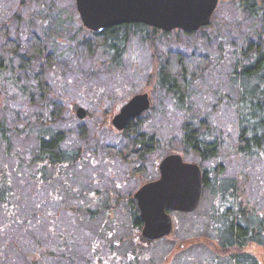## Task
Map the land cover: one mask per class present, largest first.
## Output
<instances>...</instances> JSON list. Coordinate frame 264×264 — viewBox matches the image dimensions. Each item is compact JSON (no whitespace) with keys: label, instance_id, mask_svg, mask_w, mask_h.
I'll use <instances>...</instances> for the list:
<instances>
[{"label":"rangeland","instance_id":"obj_1","mask_svg":"<svg viewBox=\"0 0 264 264\" xmlns=\"http://www.w3.org/2000/svg\"><path fill=\"white\" fill-rule=\"evenodd\" d=\"M18 1L0 0V5L4 6L0 12L1 18L10 20L16 11H20L23 29L37 31L39 27H64L63 31L49 29L48 34L49 38L60 36L62 43H66L68 36L74 35L77 39L84 34L81 27H86L81 20L76 0H28V4L21 7ZM255 22L256 19L248 13L236 9L234 0H220L211 23L205 26L201 33L198 30L197 34L192 35L178 29L167 34L157 33V46L144 39L154 33L151 29L132 35L121 59V67L115 64L112 66L109 62L112 52L108 45V48L105 45L97 46L96 53L92 55L86 47L74 50L61 47L59 62L56 61L54 69L51 70L56 71L57 77L50 75L51 80L48 82L53 93L56 92L60 96L64 94L65 105L53 124L68 133L66 146L70 152L85 147V150L94 156V161L88 158L79 168L77 164L80 162H76L75 166L67 167L73 168L74 174L71 178H68L67 174L70 170H65L62 173L65 172L67 176L65 174L54 179L52 187H58V198L49 205L55 207L56 224H52L43 216L35 218L31 215L29 218L28 215L32 211L28 208L22 209L16 204L13 210L17 219L8 218L7 213V223L3 226L5 210L0 204V260L3 254L9 253L15 258L16 264H23L25 253L38 251L37 246L32 243L36 238L38 246L47 249L55 247V253L65 256H62V261L52 264H94L91 244L96 245L99 254L107 253L98 264H117L121 260L124 264H160L167 255H171L170 259L173 258L170 264H229L227 257L217 258L216 251L208 241L217 235L214 222L217 221L218 202L224 200L223 191L229 182L236 179V172H240L236 169L243 163L247 165L246 162H240L241 158L233 155L234 144L231 139L232 142L222 147L217 159L202 164L203 168H208L211 182L209 187L204 188L199 207L191 213L172 212L174 229L170 238L144 245L145 239L141 229L134 225V215L126 199L130 194L133 197L145 183L159 178V163L168 148L177 147L179 138L174 126L166 125L165 107L168 100L166 91L157 85L156 72L159 64L155 53L157 56L161 53L165 57L177 50L207 54L208 50H216L222 43L226 45L232 41L236 42L235 38L238 39L240 34L253 27ZM17 23V19L10 22L14 35ZM67 31L70 33L67 34ZM105 59L109 61H104ZM208 75L225 77L223 72L217 71H210ZM145 92L149 93L152 100L150 113L146 112L144 115L146 128L156 131L160 137L159 145L148 159L127 162L119 154H108L110 147L118 145L122 137V130L113 125L112 118L135 94ZM75 102L86 108L85 118L80 119L77 116ZM1 109L3 111V106ZM1 109L0 117H3L5 113L3 114ZM160 109H163L161 111L164 113H160ZM177 120L179 121V118ZM13 124V127H16L15 131H12L14 150L13 154L6 155L4 150L0 149V176L7 174L9 188L12 186L20 193L22 187H25L26 183L28 185V181L23 178L22 183V178L15 171L16 164L19 158L29 155L36 145V140L34 135H20L22 122ZM174 152L180 153L178 150H172L170 153ZM196 162L199 161L196 159ZM248 163L255 165L249 161ZM139 167L142 171L136 170ZM219 169L223 171L220 172ZM243 173H248L253 180L261 181L257 185L255 182H249L250 185L246 184V189L254 210L256 213L260 211L263 218L264 158L259 167L249 168V171L244 169ZM254 173L257 177L253 176ZM69 182L71 185L66 184ZM25 188H28L29 206L34 205L33 197L29 193L30 186ZM46 192L47 190L42 191V196H45ZM68 209H73L74 212L71 213ZM74 213H79L82 217V224H79V221L72 222L74 220H71V215ZM27 219L30 221L27 222ZM67 234L71 236L72 249L69 250L64 244L56 248V244L62 243L59 236L65 237ZM173 237L178 241H171ZM199 237L203 240L198 243L192 241ZM180 242L188 243L187 246L190 243L193 245L179 250ZM174 247L177 248L173 251ZM250 249L258 257L260 264H264V248L251 243ZM40 251L41 248L38 252ZM111 255L114 257H110ZM132 255L139 256L138 260ZM54 259L55 257L50 261L53 262Z\"/></svg>","mask_w":264,"mask_h":264},{"label":"trees","instance_id":"obj_2","mask_svg":"<svg viewBox=\"0 0 264 264\" xmlns=\"http://www.w3.org/2000/svg\"><path fill=\"white\" fill-rule=\"evenodd\" d=\"M18 3L21 7L28 4V0H19ZM234 4L239 12L248 13L256 19V25L244 30L238 39L235 38L236 42L226 45L222 43L216 50H208L207 54L177 50L165 57L161 53L158 56L155 53L159 64L156 78L158 87L163 88L167 95L166 125L174 126L179 135L177 147L168 148L164 156L172 150H178L186 160L196 162L197 159V163L202 166L207 161L217 159L222 147L233 141V155L241 158L240 162H246L247 165L240 164V168L236 169L240 170L235 174L236 179L229 182L223 191L224 200L218 202L217 221L214 222L217 235L208 242L216 251L217 258L227 257L229 264H260L258 257L250 249V244L264 248V217L262 218L260 211L256 213L254 210L247 197L246 184L255 182L257 185L261 181L253 180L248 173L243 172L244 169L249 171V168L259 167L264 158V0H234ZM2 9L4 6L0 5V12ZM49 13L52 14L51 11ZM20 14V11H16L10 20L0 16V109L3 106L1 111L5 113L0 117V149L6 155L13 154L12 131L16 129L13 127L15 122L23 124L20 135L35 136L36 145L28 156L18 159L15 168L22 183L23 178L27 179L26 186H30L29 193L34 205L29 206L26 186L19 193L11 185L9 188L7 174L0 176V204L5 210L3 226L7 223V215L12 220L17 219L13 210L16 204L32 211L29 218L31 215L35 218L43 216L56 224L55 207L49 205L58 198V187H52L54 179L64 176L66 173L62 172L65 170H70L67 174L71 178L73 168L67 167L75 166L76 162H80L77 164L79 168L88 158L94 161V156L85 147L70 152L66 146L68 133L53 124L65 105L64 94L60 96L53 93L48 82L51 80L50 75L57 77L56 71L51 70L54 69V63L59 62V50L61 47L72 50L86 47L92 55L96 53L97 46L108 45L112 57L110 61H104L121 67V59L132 35L151 29L154 33L144 39L157 46V33L167 34V31L144 23L115 25L101 32L81 27L84 31L82 36L77 39L74 35L68 36L66 43H62L60 36L49 38L48 34L49 29L63 31L64 27H39L37 31L23 29ZM14 19L18 20L15 35L11 32L10 24ZM205 28L202 27L200 33ZM178 31L185 33L181 29ZM210 71L223 72L225 77L209 76ZM161 110L163 109H160V113H164ZM146 112L150 113V109ZM146 112L137 120L131 121L122 131L118 145L110 147L108 154H119L127 162L149 158L157 149L160 137L156 131L146 128ZM248 161L255 165H250ZM136 170L142 171V168ZM203 170L204 188H207L211 182L209 170ZM254 175L257 177L256 173ZM239 183L241 186H238ZM66 184L71 185L70 182ZM45 190L47 192L42 196V191ZM126 200L133 212L135 225H140L141 220L132 194ZM68 211L74 212L73 209ZM71 216V220H74L72 222L83 223L79 213ZM59 237L62 243L56 244V248L64 244L69 250L72 249L70 234ZM202 240L199 237L192 241ZM32 243L37 246L38 251L41 248V251L25 253L23 264H52L65 257L62 253H55V247L47 249L38 246L36 238ZM91 250L94 264H98L107 255L99 254L94 244H91ZM53 257L55 259L52 262L50 260ZM0 264H16V260L6 253Z\"/></svg>","mask_w":264,"mask_h":264},{"label":"water","instance_id":"obj_3","mask_svg":"<svg viewBox=\"0 0 264 264\" xmlns=\"http://www.w3.org/2000/svg\"><path fill=\"white\" fill-rule=\"evenodd\" d=\"M83 25L92 31L126 23H144L163 31L181 29L192 33L208 26L220 0H76ZM152 106L149 93L130 98L112 118L113 125L125 130ZM77 116L87 110L74 103ZM159 178L142 185L133 203L143 221L142 234L156 240L173 231L172 211L191 213L203 197L204 171L200 164L185 160L179 152L166 155L159 163Z\"/></svg>","mask_w":264,"mask_h":264},{"label":"flooded vegetation","instance_id":"obj_4","mask_svg":"<svg viewBox=\"0 0 264 264\" xmlns=\"http://www.w3.org/2000/svg\"><path fill=\"white\" fill-rule=\"evenodd\" d=\"M139 219L141 220V218L139 217ZM134 225H135V223H134ZM137 228H139V229H141V234H142V229H143V221L141 220V224L140 225H135ZM172 235V234H171ZM171 235L170 236H166V237H164L165 239L166 238H170L171 237ZM142 236H143V234H142ZM144 237V236H143ZM144 239H145V241L143 242V244L144 245H149V244H153V243H155L156 241H159V240H161V239H163V238H161V239H156V240H150V239H147V238H145L144 237ZM175 240L176 241H178L177 239H175L174 237H173V239H171V241H173V242H175ZM198 242H200V241H196L195 243H198ZM187 244L188 243H186V244H183V243H181L180 242V246H181V248H179V250H181L183 247H184V249H186V248H188V246H190V245H193V244H189L188 246H187ZM187 246V247H186ZM176 248L177 247H174L172 250L174 251V250H176ZM170 254V253H169ZM136 260H138V258H139V256H137V255H132ZM110 257H114V255H111ZM170 257H171V255H167V256H165V258L163 259V262H161L160 264H170L171 262H172V260H173V258L172 259H170ZM169 259H170V261H169ZM135 260V261H136ZM124 264V263H122V260L121 261H118V263L117 264ZM132 264H135L134 262L132 263Z\"/></svg>","mask_w":264,"mask_h":264}]
</instances>
